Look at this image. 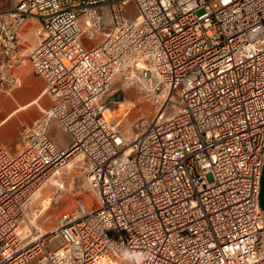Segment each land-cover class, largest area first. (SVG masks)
Masks as SVG:
<instances>
[{
  "label": "built area",
  "instance_id": "obj_1",
  "mask_svg": "<svg viewBox=\"0 0 264 264\" xmlns=\"http://www.w3.org/2000/svg\"><path fill=\"white\" fill-rule=\"evenodd\" d=\"M6 15L0 89L19 84L6 64L33 17L51 104L16 153L0 145V264H264V0H12ZM117 75L163 92L130 140L105 116ZM71 158L95 206L77 197L41 233L30 205Z\"/></svg>",
  "mask_w": 264,
  "mask_h": 264
},
{
  "label": "rangeland",
  "instance_id": "obj_2",
  "mask_svg": "<svg viewBox=\"0 0 264 264\" xmlns=\"http://www.w3.org/2000/svg\"><path fill=\"white\" fill-rule=\"evenodd\" d=\"M11 3L12 0H0V14H3L6 18H8L6 14L11 7ZM121 12L128 19H133L137 15L136 7L133 3L124 5ZM23 24L24 22L19 27ZM37 31H39V25L37 26ZM28 53L25 55L27 62ZM15 87L17 86L4 85L0 89V93L9 92ZM162 95L163 92L152 93L146 91L141 83L134 78L117 75L107 93L106 116L112 120V123L118 124V135L124 140H130L136 133L135 123L150 120L159 112L158 109L163 100ZM45 98L46 104L44 109H47L50 101L47 96ZM42 112H39L36 118L40 117ZM175 113L176 111L174 110L165 109L164 118L173 116ZM17 124L9 123L8 127L13 131ZM11 136H13V148H16L17 146L14 145L16 141L15 133H12ZM49 136L57 142L60 148H64L70 143L69 135L62 131L54 120L50 124ZM77 197L83 200L88 209L95 206V199L88 190L84 176L78 163L75 161L71 167H64L58 176V181L46 185L41 191V197L31 203L30 215L34 226L41 233L48 231L55 225L57 217L61 213L72 210L75 207ZM45 200L49 202L46 207ZM121 264L131 263L123 260Z\"/></svg>",
  "mask_w": 264,
  "mask_h": 264
},
{
  "label": "crops",
  "instance_id": "obj_3",
  "mask_svg": "<svg viewBox=\"0 0 264 264\" xmlns=\"http://www.w3.org/2000/svg\"><path fill=\"white\" fill-rule=\"evenodd\" d=\"M38 25L35 18H29L24 21L21 27L17 28L20 45L9 60L10 64L5 63L8 73L19 80L17 87L9 92L0 93V145L11 153H16L19 150L18 133L21 127L30 125L38 119L39 117L36 118L38 113L45 110V96L49 99L45 92L44 80L33 72L29 61L27 62L25 58L26 53L30 52L39 41ZM14 120L16 121L14 122ZM9 123L18 124L11 131L8 127ZM12 133H15L14 145L17 146L16 148H13ZM71 165L69 166L71 167Z\"/></svg>",
  "mask_w": 264,
  "mask_h": 264
},
{
  "label": "water",
  "instance_id": "obj_4",
  "mask_svg": "<svg viewBox=\"0 0 264 264\" xmlns=\"http://www.w3.org/2000/svg\"><path fill=\"white\" fill-rule=\"evenodd\" d=\"M259 203H260V207L264 210V170L261 178Z\"/></svg>",
  "mask_w": 264,
  "mask_h": 264
},
{
  "label": "bare ground",
  "instance_id": "obj_5",
  "mask_svg": "<svg viewBox=\"0 0 264 264\" xmlns=\"http://www.w3.org/2000/svg\"><path fill=\"white\" fill-rule=\"evenodd\" d=\"M107 112V111H106ZM106 112H105V116H106ZM107 117V116H106ZM71 160V161H70ZM69 161H68V163H67V167L70 165V164H72V163H74L75 162V159L74 158H71ZM70 167V166H69ZM44 203H45V207L47 206V203H49V202H47L46 200L44 201Z\"/></svg>",
  "mask_w": 264,
  "mask_h": 264
}]
</instances>
